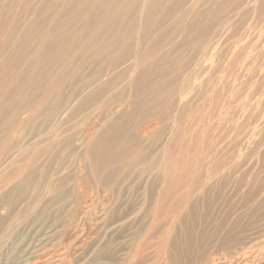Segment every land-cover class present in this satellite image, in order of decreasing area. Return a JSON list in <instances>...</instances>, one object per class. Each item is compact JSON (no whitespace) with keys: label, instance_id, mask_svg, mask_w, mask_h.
<instances>
[{"label":"rangeland","instance_id":"obj_1","mask_svg":"<svg viewBox=\"0 0 264 264\" xmlns=\"http://www.w3.org/2000/svg\"><path fill=\"white\" fill-rule=\"evenodd\" d=\"M0 264H264V0H0Z\"/></svg>","mask_w":264,"mask_h":264},{"label":"bare ground","instance_id":"obj_2","mask_svg":"<svg viewBox=\"0 0 264 264\" xmlns=\"http://www.w3.org/2000/svg\"><path fill=\"white\" fill-rule=\"evenodd\" d=\"M112 10V9H111ZM189 26H190V24H189ZM125 27V26H124ZM158 42V41H157ZM154 48V46L150 49V50H152ZM147 54H143L142 55V58H147ZM150 74V73H149ZM153 74V73H152ZM154 75V74H153ZM149 76V75H148ZM154 77V79H158V75H157V73L155 72V75L153 76ZM148 78V77H147ZM140 79V78H139ZM142 80V79H141ZM134 83H135V81H134ZM147 83V82H146ZM131 85H132V82H131ZM164 85L165 84H163V86H162V88H160V89H163L164 88ZM189 83L187 82V83H185L183 86H182V88L180 89V91L181 92H183V93H187V89L189 88ZM189 91V90H188ZM185 107V106H184ZM190 108V107H189ZM197 111L198 112H200V110H199V108H197ZM208 112V111H207ZM211 117H212V114H206L205 115V117H204V121H206V122H208L210 119H211ZM199 132V131H198ZM204 131L202 130V133H201V135L202 136H204ZM200 135V136H201ZM98 143H100L101 144V146H102V148L104 149V148H106L107 147V145H106V143H104V141H99ZM221 144V143H220ZM219 144V145H220ZM218 145V144H217ZM216 145V146H217ZM221 146V145H220ZM110 147V146H109ZM204 147H205V143H195V146L193 147V149H195L196 151L195 152H193V153H187V155L186 156H183V154L181 155V152L179 153V155H181V157H180V159H179V165L177 166L178 167V169L180 168V170H181V175H182V177L180 176L177 180L178 181H186L187 182V179H189V178H191L192 176L194 177H199L200 175H202V172L204 171V166H206L207 164H208V162H209V159H210V155L208 154V153H206L205 152V150H204ZM222 147V146H221ZM191 148V147H190ZM213 148H215V146L213 147ZM212 148V149H213ZM218 148H220V147H218ZM223 148V147H222ZM217 149V148H216ZM221 150V149H220ZM223 150H224V148H223ZM222 150V151H223ZM215 151V150H214ZM217 151H218V149H217ZM226 151V150H225ZM249 151V150H248ZM223 153V152H222ZM108 154V152H105L104 150H102V152H101V154H100V157L101 158H99L100 159V161L99 162H102V161H105L106 159H105V155H107ZM216 154H218L217 152H216ZM215 154V155H216ZM165 155H166V159H167V161L166 162H170L171 161V159H172V157L171 156H173L172 155V152H171V150H169V149H166V153H165ZM225 156V155H224ZM220 157V156H219ZM222 157V158H221ZM220 158L222 159H215L214 161H213V164H212V166L210 167V170H209V173L207 174V175H209L208 177H209V179L210 180H212V178L216 175V174H218L219 172H218V167L220 166L221 167V165H220V162H222L224 159H223V155L221 156ZM224 158H227V157H224ZM221 160V161H220ZM228 160V159H227ZM173 161V160H172ZM229 161H231V160H229ZM207 163V164H206ZM212 163V162H211ZM210 163V164H211ZM226 163V162H225ZM227 163H228V161H227ZM206 164V165H205ZM224 164V163H223ZM237 164V163H236ZM226 164H224V166H225ZM227 166H228V164H227ZM227 166H225V167H227ZM235 166V165H234ZM233 166V167H234ZM222 167H223V165H222ZM221 167V168H222ZM224 167V168H225ZM230 167V166H229ZM223 168V169H224ZM235 168H236V166H235ZM233 169V168H232ZM95 170H97L96 168H95ZM221 171V170H220ZM97 173V172H96ZM220 173H222V171L220 172ZM226 175V174H225ZM224 176V175H223ZM255 176V175H254ZM108 177V176H107ZM207 177V178H208ZM109 178V177H108ZM217 178V177H216ZM220 179V178H219ZM218 179V180H219ZM169 180L170 179H168V177H167V179L165 180V183L167 184L168 182H169ZM195 180V179H194ZM197 180V179H196ZM214 180H217V179H214ZM223 180V179H222ZM221 180V181H222ZM218 182V181H217ZM195 183V182H194ZM196 184V183H195ZM213 184V183H212ZM215 184V183H214ZM218 184H219V182H218ZM190 188V187H189ZM225 188V187H224ZM211 189V188H210ZM163 190V189H162ZM161 190V191H162ZM195 190V189H194ZM176 191V190H175ZM216 191V190H215ZM167 192V191H166ZM222 192V191H221ZM160 194V193H159ZM219 194V193H218ZM163 195V194H162ZM162 195H161V197H162ZM168 196V195H167ZM204 196V195H203ZM211 196V195H210ZM166 198V197H165ZM181 198H183V197H181ZM159 201V200H158ZM157 205V204H156ZM177 205V204H176ZM179 206H180V204H179ZM177 207V206H176ZM209 209V208H208Z\"/></svg>","mask_w":264,"mask_h":264}]
</instances>
